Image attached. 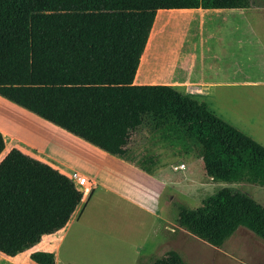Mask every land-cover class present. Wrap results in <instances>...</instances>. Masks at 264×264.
I'll return each mask as SVG.
<instances>
[{
	"label": "trees",
	"instance_id": "obj_1",
	"mask_svg": "<svg viewBox=\"0 0 264 264\" xmlns=\"http://www.w3.org/2000/svg\"><path fill=\"white\" fill-rule=\"evenodd\" d=\"M251 6V0H0V95L119 157L128 156L144 116L155 129L186 125L211 174L221 147L214 124L241 133L172 86L133 80L157 10ZM4 146L0 133V154ZM81 199L69 177L10 150L0 161V252L15 256L60 230ZM31 259L54 263L49 252Z\"/></svg>",
	"mask_w": 264,
	"mask_h": 264
},
{
	"label": "crops",
	"instance_id": "obj_2",
	"mask_svg": "<svg viewBox=\"0 0 264 264\" xmlns=\"http://www.w3.org/2000/svg\"><path fill=\"white\" fill-rule=\"evenodd\" d=\"M258 13L264 15L252 7L157 10L133 83L172 86L207 109L210 101L245 100L242 92L249 88L264 94ZM146 117L131 140L146 127ZM255 120L250 126L264 127V112ZM229 126L245 135L249 130ZM0 133V161L15 148L67 177L77 171L91 184L63 228L15 256L0 252V264H38L34 252L52 253L54 264H118L130 254L131 264H138L157 246L166 228L158 206L166 185L176 180L165 166L147 169L130 143L127 157L110 154L1 95Z\"/></svg>",
	"mask_w": 264,
	"mask_h": 264
},
{
	"label": "flooded vegetation",
	"instance_id": "obj_3",
	"mask_svg": "<svg viewBox=\"0 0 264 264\" xmlns=\"http://www.w3.org/2000/svg\"><path fill=\"white\" fill-rule=\"evenodd\" d=\"M222 136L226 145L221 154L224 162L208 174L210 182L191 199V203L174 200V220L188 225L191 231L205 239L211 245V253L216 251L212 245H218L234 228L264 237V146L252 136H235L227 132ZM247 182L257 185L259 203L242 191ZM203 250L199 249L197 254H202ZM207 259L210 260L199 256L197 264H207ZM154 264L183 262L179 252L174 250Z\"/></svg>",
	"mask_w": 264,
	"mask_h": 264
},
{
	"label": "rangeland",
	"instance_id": "obj_4",
	"mask_svg": "<svg viewBox=\"0 0 264 264\" xmlns=\"http://www.w3.org/2000/svg\"><path fill=\"white\" fill-rule=\"evenodd\" d=\"M251 2L252 8L264 14V0H251ZM258 14L262 18L264 28V15ZM256 90L258 92L262 89L249 88L246 90L247 92H242V96L246 95L245 100H240L238 97L233 96L226 101V104L210 101L212 103H209L208 108L231 126L249 128L246 132L247 135L241 134L242 136L258 138L259 135L264 133V127L255 128L250 125L258 121L253 120L264 112V94L260 95L255 92ZM254 93L256 94L254 95ZM169 122L171 123V121ZM144 125L146 127L143 126L142 131L136 133L134 138L130 140L131 146L141 157L142 165L150 170L158 165L165 166L168 176L176 178L174 182H169L166 185L158 206L159 215L165 217L160 221V226H166L160 233L159 244L168 234L169 230L167 228L178 222L174 220V200L191 203V199L210 182V179L201 161L202 146L190 136L186 125H179L177 129L171 132L167 130L168 127L166 125L161 129H155L149 117L145 118ZM214 125L221 143L220 153L216 162L217 166L224 162L221 154L226 150V145L223 142L222 135L226 132L229 133V130L217 124ZM131 154L132 151H130L129 156H132ZM180 163L185 164V168L174 170V165L176 166ZM132 256V254L128 255L125 261L122 262L121 260L118 264H131L133 261Z\"/></svg>",
	"mask_w": 264,
	"mask_h": 264
},
{
	"label": "water",
	"instance_id": "obj_5",
	"mask_svg": "<svg viewBox=\"0 0 264 264\" xmlns=\"http://www.w3.org/2000/svg\"><path fill=\"white\" fill-rule=\"evenodd\" d=\"M255 140L264 146V133ZM256 187V184L247 182L242 187V191L254 202L259 203L261 200L257 195ZM182 203L188 204L184 201ZM168 230L169 233L164 239L151 252L143 255L138 264H154L162 256L174 250L179 252L183 264H197L196 259L199 256L209 257L210 260H206L207 264H264V237L253 232L234 228L218 245H212L216 251L211 253V245L191 231L188 225L176 222ZM199 249H204L200 255L197 254Z\"/></svg>",
	"mask_w": 264,
	"mask_h": 264
},
{
	"label": "built area",
	"instance_id": "obj_6",
	"mask_svg": "<svg viewBox=\"0 0 264 264\" xmlns=\"http://www.w3.org/2000/svg\"><path fill=\"white\" fill-rule=\"evenodd\" d=\"M183 168H185V164L183 163L174 166V170H179ZM68 177L82 193V198H83L84 195H86L90 190L91 184L89 180L85 176L79 174L77 171L70 172Z\"/></svg>",
	"mask_w": 264,
	"mask_h": 264
}]
</instances>
